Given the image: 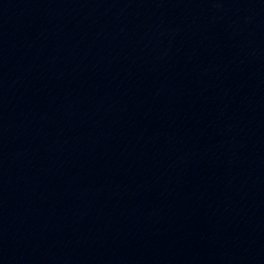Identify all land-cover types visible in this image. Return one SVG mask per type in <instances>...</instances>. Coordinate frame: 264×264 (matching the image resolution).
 Returning <instances> with one entry per match:
<instances>
[{
	"label": "water",
	"instance_id": "95a60500",
	"mask_svg": "<svg viewBox=\"0 0 264 264\" xmlns=\"http://www.w3.org/2000/svg\"><path fill=\"white\" fill-rule=\"evenodd\" d=\"M0 264H264V0H0Z\"/></svg>",
	"mask_w": 264,
	"mask_h": 264
}]
</instances>
